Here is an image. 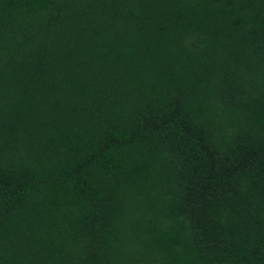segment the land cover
I'll return each instance as SVG.
<instances>
[{"label":"trees","instance_id":"16d2710c","mask_svg":"<svg viewBox=\"0 0 264 264\" xmlns=\"http://www.w3.org/2000/svg\"><path fill=\"white\" fill-rule=\"evenodd\" d=\"M0 264H264V0H0Z\"/></svg>","mask_w":264,"mask_h":264}]
</instances>
